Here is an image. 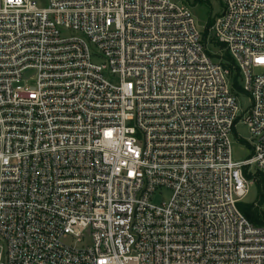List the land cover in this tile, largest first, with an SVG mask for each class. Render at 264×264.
Listing matches in <instances>:
<instances>
[{"label":"built area","instance_id":"obj_1","mask_svg":"<svg viewBox=\"0 0 264 264\" xmlns=\"http://www.w3.org/2000/svg\"><path fill=\"white\" fill-rule=\"evenodd\" d=\"M221 1L0 0V264H264V0Z\"/></svg>","mask_w":264,"mask_h":264},{"label":"rangeland","instance_id":"obj_2","mask_svg":"<svg viewBox=\"0 0 264 264\" xmlns=\"http://www.w3.org/2000/svg\"><path fill=\"white\" fill-rule=\"evenodd\" d=\"M180 3L188 6L193 12L197 22L202 26L207 23L208 19L214 20L222 10V1L221 0H176ZM38 4L41 7H46L48 5V0H37ZM215 49V47H212ZM216 50L222 51L225 55V50L222 47H216ZM227 56V54L225 55ZM239 102L243 109H246L250 105V98L247 94H242L239 97ZM235 132L238 137L242 138L245 141L250 140V130L244 122H239L235 128ZM250 154V149L245 144H240L235 142L233 144V156L237 160H243L248 157ZM259 194V189L257 185H252L250 187V192L246 197V202H254L257 200Z\"/></svg>","mask_w":264,"mask_h":264},{"label":"trees","instance_id":"obj_3","mask_svg":"<svg viewBox=\"0 0 264 264\" xmlns=\"http://www.w3.org/2000/svg\"><path fill=\"white\" fill-rule=\"evenodd\" d=\"M213 22L214 20L208 19L207 25L210 26ZM226 57L229 58L228 55ZM256 185L259 189L257 200L254 202H242L239 204V208L254 225L264 226V211L261 209V205L264 203L263 179L260 178Z\"/></svg>","mask_w":264,"mask_h":264}]
</instances>
